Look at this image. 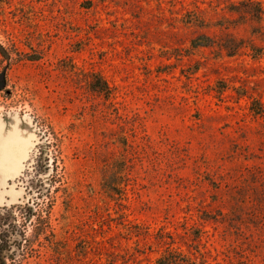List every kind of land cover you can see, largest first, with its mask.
I'll use <instances>...</instances> for the list:
<instances>
[{"label":"rangeland","instance_id":"obj_1","mask_svg":"<svg viewBox=\"0 0 264 264\" xmlns=\"http://www.w3.org/2000/svg\"><path fill=\"white\" fill-rule=\"evenodd\" d=\"M227 19L253 51L189 49ZM0 133L4 264H264V0H0Z\"/></svg>","mask_w":264,"mask_h":264},{"label":"trees","instance_id":"obj_2","mask_svg":"<svg viewBox=\"0 0 264 264\" xmlns=\"http://www.w3.org/2000/svg\"><path fill=\"white\" fill-rule=\"evenodd\" d=\"M244 8V5H240ZM240 6H234L232 13H234L237 18H241L242 11L240 12ZM249 7L251 9H247L248 11L245 13V15L249 18L251 21H255L260 23L262 22V12L258 5H255L254 3H250ZM248 8V7H246ZM229 19L226 20L227 24H218L219 28L222 30H226L225 32H222L219 36H211L206 33H198L194 35V37L189 41V49L190 50H197L201 48H210L215 49L216 51L223 53L227 57H234L237 55L243 48H250L253 51V48L249 45L245 44L242 40L237 39L234 35H232L229 32V29H234L233 25L229 23ZM232 20V21H233ZM91 90L97 93H104L107 89L106 84L100 77H95L94 81L90 85ZM46 148V147H45ZM44 153V149L42 150V147L38 146L36 150V155L34 157V166L33 171L40 170L46 160L42 157ZM29 174V173H28ZM36 182L39 181V184H35L32 186L38 187L40 185V181H42V177H37ZM113 180L107 176L106 174L103 177L102 180V190L107 194L111 196H115L118 193L115 191ZM39 191L41 188L38 189ZM20 234L21 236L24 235L23 230L16 225V220H12L6 222L3 226H0V262L2 259V253L4 250H7L12 243H21V241L17 242L16 237ZM0 264H4L2 261ZM155 264H200L198 263L193 257L187 254H183L182 252L176 251V250H165L162 254L158 256V258L155 260Z\"/></svg>","mask_w":264,"mask_h":264},{"label":"bare ground","instance_id":"obj_3","mask_svg":"<svg viewBox=\"0 0 264 264\" xmlns=\"http://www.w3.org/2000/svg\"><path fill=\"white\" fill-rule=\"evenodd\" d=\"M0 144L6 145V146L10 145V152L7 151L3 155L2 160H8L9 159V161H7V168L15 169V167H16L15 160L19 156V153H21L20 151L22 150V147H23V150H25V151H27V149H28L29 144H28L27 139L23 140L20 136H16L13 138L7 137V139H5V137H3L0 133ZM23 158H24V156L22 153L21 159H23ZM19 164L21 165V160H20Z\"/></svg>","mask_w":264,"mask_h":264},{"label":"water","instance_id":"obj_4","mask_svg":"<svg viewBox=\"0 0 264 264\" xmlns=\"http://www.w3.org/2000/svg\"><path fill=\"white\" fill-rule=\"evenodd\" d=\"M20 237H21V235H20V234H18V235H17V237H16V240H17V242H19V240H20L19 238H20ZM5 255H6V254L4 253V255H3V256H5Z\"/></svg>","mask_w":264,"mask_h":264},{"label":"crops","instance_id":"obj_5","mask_svg":"<svg viewBox=\"0 0 264 264\" xmlns=\"http://www.w3.org/2000/svg\"><path fill=\"white\" fill-rule=\"evenodd\" d=\"M0 174H2V172L0 171Z\"/></svg>","mask_w":264,"mask_h":264},{"label":"flooded vegetation","instance_id":"obj_6","mask_svg":"<svg viewBox=\"0 0 264 264\" xmlns=\"http://www.w3.org/2000/svg\"><path fill=\"white\" fill-rule=\"evenodd\" d=\"M28 172V171H27ZM29 173V172H28Z\"/></svg>","mask_w":264,"mask_h":264}]
</instances>
